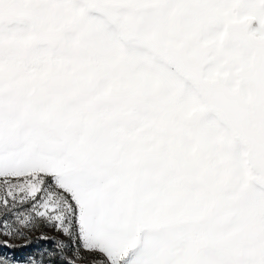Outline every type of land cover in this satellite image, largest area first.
Instances as JSON below:
<instances>
[{
  "label": "snow or ice",
  "instance_id": "6c2138e0",
  "mask_svg": "<svg viewBox=\"0 0 264 264\" xmlns=\"http://www.w3.org/2000/svg\"><path fill=\"white\" fill-rule=\"evenodd\" d=\"M0 205L63 264H264V0H0Z\"/></svg>",
  "mask_w": 264,
  "mask_h": 264
},
{
  "label": "rangeland",
  "instance_id": "374dc122",
  "mask_svg": "<svg viewBox=\"0 0 264 264\" xmlns=\"http://www.w3.org/2000/svg\"><path fill=\"white\" fill-rule=\"evenodd\" d=\"M30 210V204L24 203L13 210V215L8 217L10 223L15 221L16 213H27ZM0 223H3L2 205H0ZM43 232L50 237H59L55 229L43 227L37 230L28 231L30 242H25L24 238L9 239L7 236H0V240L8 239L13 247H7L0 244V257L6 258L11 264H28L29 259H42L43 264H63L62 258L56 255V247L53 240H42L38 237Z\"/></svg>",
  "mask_w": 264,
  "mask_h": 264
}]
</instances>
